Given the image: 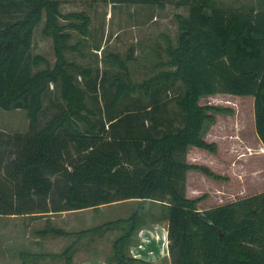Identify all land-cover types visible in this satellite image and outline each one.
Listing matches in <instances>:
<instances>
[{
	"label": "trees",
	"instance_id": "obj_1",
	"mask_svg": "<svg viewBox=\"0 0 264 264\" xmlns=\"http://www.w3.org/2000/svg\"><path fill=\"white\" fill-rule=\"evenodd\" d=\"M108 2L162 6L163 0ZM213 2L196 0L188 4L186 16L175 15V44L164 37L167 58L162 65L167 69L141 83L129 79L130 55H106L122 75L106 79L113 91L101 119L85 103L95 88L91 69L64 57V52L77 50L68 42L70 30L81 38L88 34V16L59 12L57 0H0V109H21L28 123L23 133L0 131V215L137 199L149 202L148 209L107 223L127 226L112 241V264H146L127 257L122 248L147 214L166 222L170 264H264V190L202 210L196 204L204 195L190 198L184 192L187 170L221 179L207 166L184 159L190 146L215 151V143L201 135L204 123L214 121L210 112L221 109L198 104L202 96H251L253 128L264 148V8L224 9ZM38 24L51 40V66L42 55L30 53ZM173 81L182 85L173 101L180 125L156 127L153 121V126L143 127L129 111L115 113L117 103L129 94L140 90L148 95L153 87ZM50 85L58 88L63 105L38 126L42 97ZM61 256L63 264H72L70 245Z\"/></svg>",
	"mask_w": 264,
	"mask_h": 264
},
{
	"label": "rangeland",
	"instance_id": "obj_2",
	"mask_svg": "<svg viewBox=\"0 0 264 264\" xmlns=\"http://www.w3.org/2000/svg\"><path fill=\"white\" fill-rule=\"evenodd\" d=\"M57 1L59 12L82 11L89 18L88 34L84 38L74 30L69 31L68 42L75 45L77 50L64 52V57L68 61L91 69L93 75L91 83H95V88L92 93H87L85 103L95 118L103 119L108 111V102L113 91V86L109 81L106 82V79L122 75L115 65L107 62L106 55L115 53L119 58H124L126 54L130 55L131 59L126 62L127 73L130 81L134 83H141L154 76L160 69H167L162 65L167 58L164 37H168L172 45L175 44L177 35L175 15L186 16L188 4L196 0H184L185 2L163 0L162 6L156 3H110L108 0ZM213 3L214 6L224 9L264 8V0H214ZM30 53L42 55L49 66L53 64L51 40L41 33V24L32 31ZM42 67L43 65H38V68ZM181 91L182 85L179 81L153 87L148 95L137 90L117 103L115 113L122 115L129 111L143 127L153 126V121L157 122L156 127L163 124L175 127L180 125V117L173 101ZM252 101L251 96L224 93L199 98L198 104L213 105L221 109L217 112L209 111L214 121L205 122L202 130L207 133V140L219 145L216 148L218 152L209 153L203 149L190 147L185 150L184 159L187 163L207 166L221 179L208 178L195 170L185 172V195L189 196L190 193L194 196L204 195V198L197 202V209H206L264 190V150L261 154L259 146L256 145L257 138L253 135ZM41 103L38 126L44 124L63 105L55 85L49 86ZM211 126L213 127L210 128ZM27 128L28 123L23 110L0 109L2 133L6 135L23 133ZM117 131L122 132V128L118 127ZM237 137L248 144L247 151L242 148L245 154L223 152L228 146H232V141L237 140ZM235 149L240 150L239 147ZM131 203L134 202L122 204L116 209L117 212L124 215L119 210L125 212ZM140 203L144 210L150 206L149 202L139 201L138 204ZM150 209L158 211L156 207Z\"/></svg>",
	"mask_w": 264,
	"mask_h": 264
},
{
	"label": "crops",
	"instance_id": "obj_3",
	"mask_svg": "<svg viewBox=\"0 0 264 264\" xmlns=\"http://www.w3.org/2000/svg\"><path fill=\"white\" fill-rule=\"evenodd\" d=\"M253 135L256 136L254 131ZM201 136L208 142L212 141L207 140V133L202 132ZM257 141L256 145L263 154L264 148ZM247 145L237 137L232 146H228V151L223 152L244 155L249 149ZM218 146L215 145L213 153L218 152ZM187 197L197 196L190 193ZM130 202L134 203L125 212L120 209V213H124L120 215L116 209ZM138 202L137 199H126L78 210L0 215V264H63L61 253L68 245L72 251V264H112V241L126 224L107 223L127 219L134 212H144L142 203ZM62 231L78 234H60ZM122 249L127 257L146 264H170L165 221H153L148 214L142 217Z\"/></svg>",
	"mask_w": 264,
	"mask_h": 264
}]
</instances>
